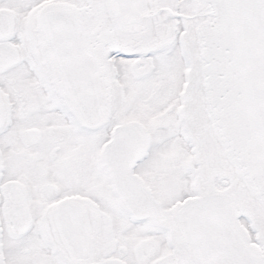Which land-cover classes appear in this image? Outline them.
I'll return each mask as SVG.
<instances>
[{"label":"snow or ice","instance_id":"snow-or-ice-1","mask_svg":"<svg viewBox=\"0 0 264 264\" xmlns=\"http://www.w3.org/2000/svg\"><path fill=\"white\" fill-rule=\"evenodd\" d=\"M0 264H264V0H0Z\"/></svg>","mask_w":264,"mask_h":264}]
</instances>
